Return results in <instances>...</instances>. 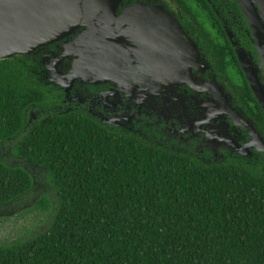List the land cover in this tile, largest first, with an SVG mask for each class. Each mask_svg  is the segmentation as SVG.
<instances>
[{"label": "trees", "instance_id": "trees-1", "mask_svg": "<svg viewBox=\"0 0 264 264\" xmlns=\"http://www.w3.org/2000/svg\"><path fill=\"white\" fill-rule=\"evenodd\" d=\"M28 65L0 61V209L37 181L54 193L21 214L42 226L0 240V264H264V157L203 164L74 114L26 126L54 101Z\"/></svg>", "mask_w": 264, "mask_h": 264}, {"label": "flooded vegetation", "instance_id": "flooded-vegetation-1", "mask_svg": "<svg viewBox=\"0 0 264 264\" xmlns=\"http://www.w3.org/2000/svg\"><path fill=\"white\" fill-rule=\"evenodd\" d=\"M103 24L19 56L54 96L50 108L27 111L26 126L74 114L203 164L264 157L233 119L253 121L264 141V110L244 72L264 83V68L235 0H121L105 33ZM210 82L208 93L201 86ZM10 148L0 145V156Z\"/></svg>", "mask_w": 264, "mask_h": 264}, {"label": "water", "instance_id": "water-1", "mask_svg": "<svg viewBox=\"0 0 264 264\" xmlns=\"http://www.w3.org/2000/svg\"><path fill=\"white\" fill-rule=\"evenodd\" d=\"M235 1L246 19L264 68V0ZM120 3L121 0H0V61L16 56L36 57L37 51L65 39L76 29L91 32L96 30V24L104 23L102 32H106V24L113 22L115 9ZM244 72L264 110V83L256 70L247 68ZM215 86L216 82H210L201 88L209 93ZM232 113L235 124L250 134L251 145L264 153L263 137L256 124L248 118H239L234 111ZM249 154L242 156L248 158Z\"/></svg>", "mask_w": 264, "mask_h": 264}, {"label": "rangeland", "instance_id": "rangeland-1", "mask_svg": "<svg viewBox=\"0 0 264 264\" xmlns=\"http://www.w3.org/2000/svg\"><path fill=\"white\" fill-rule=\"evenodd\" d=\"M2 152L4 153L5 150ZM29 169L33 172L31 167H29ZM37 183L38 185H36L34 193L24 196L14 204L0 209V240L12 241L22 235H25L27 231L40 225V222L43 219V214L41 212L38 211L33 215L27 216L21 215L23 212L32 209L36 205L43 192L48 194L50 197L53 196L54 191L48 184H46L43 180L37 181ZM40 229L41 227L36 230Z\"/></svg>", "mask_w": 264, "mask_h": 264}]
</instances>
